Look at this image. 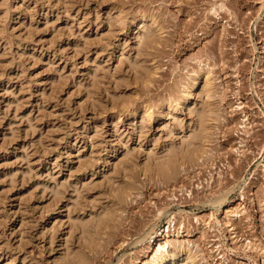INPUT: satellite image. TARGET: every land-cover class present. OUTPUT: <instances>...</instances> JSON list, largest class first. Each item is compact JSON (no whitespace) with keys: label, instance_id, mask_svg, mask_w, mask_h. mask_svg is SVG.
<instances>
[{"label":"rangeland","instance_id":"374dc122","mask_svg":"<svg viewBox=\"0 0 264 264\" xmlns=\"http://www.w3.org/2000/svg\"><path fill=\"white\" fill-rule=\"evenodd\" d=\"M169 221L175 264H264V0H0V264H148Z\"/></svg>","mask_w":264,"mask_h":264},{"label":"bare ground","instance_id":"6f19581e","mask_svg":"<svg viewBox=\"0 0 264 264\" xmlns=\"http://www.w3.org/2000/svg\"><path fill=\"white\" fill-rule=\"evenodd\" d=\"M220 5L223 6V4H220ZM147 21H148L147 20V17H145L143 15V18L141 20V24L146 25V27L144 26L145 29H144V32L143 33L146 34V38L147 39L148 38L151 39L153 37V35L155 36L156 34L151 33L150 32V29L153 28V27H156L157 28L158 25H156L155 20H151L150 22H147ZM154 32H155V29H154ZM151 35H152V37H151ZM137 36H138V34H137ZM140 39H139L138 42H143L144 41V40L142 41V39H144L142 37V35H140ZM151 41L149 40V43H151ZM147 47L149 48L148 45H147ZM147 47L145 49H147ZM146 53H147V51H146ZM198 79H199L198 76L197 77H194V81L192 82V84L190 83L191 85L189 84L188 86H186L187 88H186V93H185V96H184L185 99L188 98L189 94L191 93L192 87H194L196 85ZM211 85H212V83L210 82V77L207 76V78L203 82V89H202V91H205L207 93V98H209L211 96V94H212ZM208 86H209V88H208ZM189 107H190L189 108V111L191 113L196 110L194 107L192 108V106H189ZM213 112H215V111L210 106V103H208V101L205 102L204 105L197 110V112H196V117H197L196 118L197 119V123L196 124L197 125L195 127H192V129L190 130L189 135L187 136V138L184 139L183 142H181V145L180 146L177 145V148L176 147L174 148V146H173V148L170 147L169 150L167 151L166 155H164L165 153L163 154L165 156V158L163 159V161L158 162L156 164V168H157V173L158 174H160L163 177H166L167 178L170 175H173L175 173L177 167L180 166L181 164H184V163H186L188 161H194L198 157H200V156L203 155V152L205 151L204 150L205 144L209 140V136H210V124L208 122L212 118V115L211 114ZM127 176H128V174H127ZM239 212H240L239 209H236L234 207V205H232V204H231L230 207L227 208V215L229 217H231V216H237L239 214ZM95 220H96V218H95ZM109 220H112V215L110 213H108L104 217H102L101 221H99V222L102 223V224L103 223H106L107 224V222ZM90 221H92V220H90ZM171 222L169 221L168 226H166V228H164L163 232H159L158 231L159 233L156 236H151L150 239L157 240V241H156V247H154L155 248L154 251L149 256L148 264H175V261L177 260V258L179 257V255L181 256V254L178 251V248L177 247H172V248L169 249V246H168L172 242V241L171 242L169 241L170 236L172 235L171 234V228H170V223ZM95 223L96 222H94V225H95ZM96 226H97V224H96ZM97 228H98V226H97ZM97 228L95 227V230ZM81 230H82V228H81ZM83 230L86 231L87 229L85 227H83ZM93 236H96V235H93ZM155 237L158 238V239H155ZM163 239H166V240L163 241ZM247 245H248V243H247ZM77 256H79V255H77ZM183 260L184 261L185 260L188 261L189 264H191L193 262L192 259H190L189 256L184 257ZM181 264H183V263H181Z\"/></svg>","mask_w":264,"mask_h":264}]
</instances>
